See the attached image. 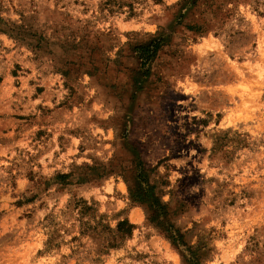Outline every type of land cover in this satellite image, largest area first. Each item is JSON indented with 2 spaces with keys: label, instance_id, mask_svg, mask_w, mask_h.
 Segmentation results:
<instances>
[{
  "label": "rangeland",
  "instance_id": "1",
  "mask_svg": "<svg viewBox=\"0 0 264 264\" xmlns=\"http://www.w3.org/2000/svg\"><path fill=\"white\" fill-rule=\"evenodd\" d=\"M141 163L201 264H264V0H0V264H189Z\"/></svg>",
  "mask_w": 264,
  "mask_h": 264
},
{
  "label": "trees",
  "instance_id": "2",
  "mask_svg": "<svg viewBox=\"0 0 264 264\" xmlns=\"http://www.w3.org/2000/svg\"><path fill=\"white\" fill-rule=\"evenodd\" d=\"M153 45V43H152ZM151 45V46H152ZM140 53L143 67H148L157 55L160 45H154L153 50L148 51L145 47ZM139 174L133 186L130 187V199L134 203L141 204L146 207L148 212V221L155 225L168 238L172 245L181 249L184 258L189 264H201L200 257L191 246L188 245L185 234L178 229L170 220V211L167 204L162 203L160 198L155 195V187L145 181L144 174L147 173L145 165L141 163ZM134 230V225L127 220L118 224V231L124 236H130Z\"/></svg>",
  "mask_w": 264,
  "mask_h": 264
}]
</instances>
